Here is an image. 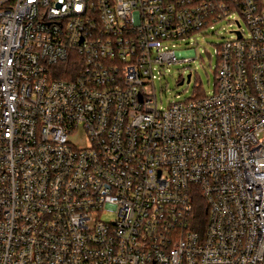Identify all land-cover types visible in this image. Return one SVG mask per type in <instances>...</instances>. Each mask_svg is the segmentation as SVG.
<instances>
[{"label": "built area", "instance_id": "2783aa9c", "mask_svg": "<svg viewBox=\"0 0 264 264\" xmlns=\"http://www.w3.org/2000/svg\"><path fill=\"white\" fill-rule=\"evenodd\" d=\"M232 15L213 92L159 106ZM0 264H264V0H0Z\"/></svg>", "mask_w": 264, "mask_h": 264}, {"label": "rangeland", "instance_id": "374dc122", "mask_svg": "<svg viewBox=\"0 0 264 264\" xmlns=\"http://www.w3.org/2000/svg\"><path fill=\"white\" fill-rule=\"evenodd\" d=\"M236 16H227L197 33L193 38L181 42L180 47H195L198 57L191 62L172 64L165 69V76L157 79L156 89L159 106L167 107L171 101H185L193 93L203 94L205 91L211 94L217 81V65L219 59L217 49L220 43L233 36L232 30L237 28L234 22ZM244 23V22H243ZM246 24L244 23L243 26ZM192 71L190 82L179 84L183 75ZM74 145H88L89 141L84 129H79L69 136ZM108 218V217H104Z\"/></svg>", "mask_w": 264, "mask_h": 264}, {"label": "trees", "instance_id": "16d2710c", "mask_svg": "<svg viewBox=\"0 0 264 264\" xmlns=\"http://www.w3.org/2000/svg\"><path fill=\"white\" fill-rule=\"evenodd\" d=\"M205 205L201 202L197 204L194 210V223L195 225L199 223H205L206 219V210Z\"/></svg>", "mask_w": 264, "mask_h": 264}, {"label": "water", "instance_id": "95a60500", "mask_svg": "<svg viewBox=\"0 0 264 264\" xmlns=\"http://www.w3.org/2000/svg\"><path fill=\"white\" fill-rule=\"evenodd\" d=\"M190 77H191V74L189 73V74L187 75V81H188V82L190 81ZM182 83H183V81L180 82V84H182Z\"/></svg>", "mask_w": 264, "mask_h": 264}]
</instances>
